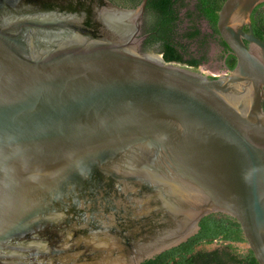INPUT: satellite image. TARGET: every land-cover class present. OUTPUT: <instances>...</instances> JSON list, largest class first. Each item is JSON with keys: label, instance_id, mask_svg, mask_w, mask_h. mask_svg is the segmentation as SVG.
<instances>
[{"label": "water", "instance_id": "95a60500", "mask_svg": "<svg viewBox=\"0 0 264 264\" xmlns=\"http://www.w3.org/2000/svg\"><path fill=\"white\" fill-rule=\"evenodd\" d=\"M148 1L0 0V264H142L216 213L264 264V0L222 6L218 78L142 50Z\"/></svg>", "mask_w": 264, "mask_h": 264}, {"label": "trees", "instance_id": "16d2710c", "mask_svg": "<svg viewBox=\"0 0 264 264\" xmlns=\"http://www.w3.org/2000/svg\"><path fill=\"white\" fill-rule=\"evenodd\" d=\"M122 1L132 5L131 8L141 2ZM226 1L195 0L191 14L208 23L211 32L205 35L195 26L186 31L182 29L180 10L186 6L184 0H149L146 8V33L149 34L146 45L161 49L165 63L188 65L198 70L209 61L205 49L209 39L217 41L230 52L218 30L219 12ZM251 19L255 36L264 41V3L255 8ZM198 42L199 49L193 52L190 45ZM186 55L191 59L186 60ZM236 66V57L230 56L226 61V69L232 71ZM199 227L198 233L188 241L142 264H259L249 248L240 250V245L248 243L240 224L232 217L221 213L211 214L201 220ZM215 243H221V248L214 251L198 250L201 246Z\"/></svg>", "mask_w": 264, "mask_h": 264}, {"label": "rangeland", "instance_id": "374dc122", "mask_svg": "<svg viewBox=\"0 0 264 264\" xmlns=\"http://www.w3.org/2000/svg\"><path fill=\"white\" fill-rule=\"evenodd\" d=\"M185 1V7L180 10L181 13V19H182V29L183 30H189L191 27H197L199 28L203 34L207 35L211 32V29L208 25V23L202 19H198L197 17L193 16L191 13L194 10L195 0H184ZM190 49L195 52L197 49H199V42L193 43L190 45ZM206 51L208 52V58L209 61L207 64L199 67L198 70H195L197 72L203 73L204 75L210 76L209 74H217V75H223L225 72V69L222 68L221 63L219 59L216 57V53L219 49V43L215 40L209 39L206 47ZM221 243H215L208 246H201L198 248V250L201 251H214L216 249L221 248ZM240 250L243 251L248 248V245H240Z\"/></svg>", "mask_w": 264, "mask_h": 264}, {"label": "flooded vegetation", "instance_id": "af4514ba", "mask_svg": "<svg viewBox=\"0 0 264 264\" xmlns=\"http://www.w3.org/2000/svg\"><path fill=\"white\" fill-rule=\"evenodd\" d=\"M110 1L113 2L114 4H117V5H119V6L126 7V8H131V6H132V5H128V4H126L125 1H122V0H121V1H120V0H110ZM141 1H142V0H141ZM139 4H140V3H139ZM147 19H148V18H147V15H146V16H145V20H144L143 32H144L145 35H148V37H149V34L146 33V22H147ZM251 20H252V19H251ZM245 31H246V32L249 31V29H248L247 26L245 27ZM147 39H148V38H147ZM147 39H146V40H147ZM146 40H145V42H144L143 49H142L145 53H149V54H160V55H162V53L160 52L161 49H157L156 46L148 47V46L146 45ZM230 56H234V55L232 54L231 50H230V52H228L227 50H225L224 47H222V46L219 44V49H218V52L216 53V57H217V59H219L222 68L225 69V72H224V73H225L226 75L229 74V71L226 69V61H227V59H228ZM220 57H222V59H220ZM184 58H185L186 60H190V59H191V58L188 57L187 55L184 56ZM170 64H176V63H170ZM176 65H180V66H182V67H187V68L193 69V67H190V66H188V65H182V64H176ZM193 70H194V69H193ZM224 76H225V75H224ZM263 106H264V105H263Z\"/></svg>", "mask_w": 264, "mask_h": 264}, {"label": "built area", "instance_id": "2783aa9c", "mask_svg": "<svg viewBox=\"0 0 264 264\" xmlns=\"http://www.w3.org/2000/svg\"><path fill=\"white\" fill-rule=\"evenodd\" d=\"M210 76L208 77H211V78H218V77H221V76H224L226 75L225 73L223 75H217V74H209ZM207 76V75H206Z\"/></svg>", "mask_w": 264, "mask_h": 264}, {"label": "bare ground", "instance_id": "6f19581e", "mask_svg": "<svg viewBox=\"0 0 264 264\" xmlns=\"http://www.w3.org/2000/svg\"><path fill=\"white\" fill-rule=\"evenodd\" d=\"M156 59L160 60V57H156Z\"/></svg>", "mask_w": 264, "mask_h": 264}]
</instances>
